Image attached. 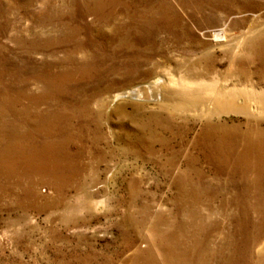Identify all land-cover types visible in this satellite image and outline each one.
<instances>
[{"label": "rangeland", "instance_id": "obj_1", "mask_svg": "<svg viewBox=\"0 0 264 264\" xmlns=\"http://www.w3.org/2000/svg\"><path fill=\"white\" fill-rule=\"evenodd\" d=\"M262 90L264 0H0V264H264Z\"/></svg>", "mask_w": 264, "mask_h": 264}, {"label": "bare ground", "instance_id": "obj_2", "mask_svg": "<svg viewBox=\"0 0 264 264\" xmlns=\"http://www.w3.org/2000/svg\"><path fill=\"white\" fill-rule=\"evenodd\" d=\"M152 82H154V81H152ZM171 83H172L171 81L170 82L168 81V84H171ZM161 86H163V85H161ZM167 86L168 85L166 84L165 90L167 89ZM157 87H158V85H155V84H150V85L144 86V88L148 89V91H150V92L157 91L156 90ZM142 91L143 90L140 87V90L138 92L137 91L136 92L135 91H129V92H127L128 93L127 95L132 96V97H134V96L136 97L137 93H139V92L142 93ZM193 96H195V94H191V97H193ZM145 98L149 99V96H147ZM162 100H164L166 103L169 102V101H174V102L176 101V102H179V104H181V103L182 104H187V103H185V101L188 100V97L177 96V93L174 91L168 97H165V96L162 97V95H161V101ZM257 100H258L257 102H259L260 106L264 108V90H262L259 93V95L257 97ZM195 105L203 106V108L205 109L203 114L207 115L208 117L213 116L214 113L225 112L226 110H229V109L230 110L239 109V106H238V104L236 102V96L232 92L228 91L226 94H224L222 91L216 90V89H212V94H211L210 97H206V98L204 97L203 98V96L200 95L199 102H198V104H195ZM211 106H212V109H211ZM242 108H243V112H245L246 114L249 113V109L247 108V106H243ZM229 129L230 130H233V129L235 130V127H230ZM204 134L211 141H212V137H215V135L220 136V139H218L219 143L222 141L223 138L225 139V137L226 138L229 137L228 136V130H227L226 127L221 126L220 129H218V127L216 125H213V124H207L206 125V127L204 128ZM229 134H235V133L230 132ZM220 145H222V144H220Z\"/></svg>", "mask_w": 264, "mask_h": 264}]
</instances>
